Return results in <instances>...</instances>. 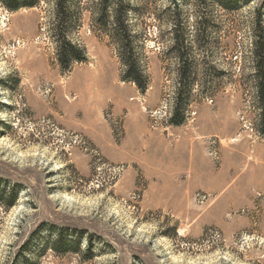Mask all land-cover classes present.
<instances>
[{"label":"rangeland","instance_id":"1","mask_svg":"<svg viewBox=\"0 0 264 264\" xmlns=\"http://www.w3.org/2000/svg\"><path fill=\"white\" fill-rule=\"evenodd\" d=\"M219 1L0 3V264H264V0Z\"/></svg>","mask_w":264,"mask_h":264},{"label":"trees","instance_id":"2","mask_svg":"<svg viewBox=\"0 0 264 264\" xmlns=\"http://www.w3.org/2000/svg\"><path fill=\"white\" fill-rule=\"evenodd\" d=\"M41 0H0L1 4H4L8 9L14 11L21 8H32L36 6ZM67 0H59V24L63 27L66 25V17H67V6H66ZM238 1H235V3ZM219 3L222 5V7L228 9V10H235L237 9V4L233 5L230 4L231 2H227V0H220ZM106 7V5H104ZM104 7V8H105ZM106 11V9L104 10ZM114 25L117 27V30H120V33L122 34V38L120 39V45L123 51V62L126 67L125 72V79L128 81H132L138 85V87L142 90H144V74L141 70L138 62L134 58V46L132 41V36L130 34L129 26L127 24V18L126 14L122 9L119 7L115 9L114 11ZM261 22V18L259 17V24ZM60 61L64 66H67L70 61L77 60V61H83L84 57L82 56V50H80L76 45H74L70 40L68 39V35L63 33L62 40H61V46H60ZM182 57V56H181ZM255 58L257 62V76L259 78V84H258V93H259V100L261 104L262 109V117H261V124L263 126L264 131V36L259 34L257 36L256 42H255ZM179 99V98H178ZM177 105L174 110V114L171 118V122L175 125H179L184 120V111H183V101L177 100ZM3 180L0 179V184ZM11 190V189H10ZM19 196V188L15 187L11 191H8L6 189L0 190V204L4 205L5 207H12L15 205L17 199ZM7 199V200H6ZM10 199V200H8ZM9 201V202H7ZM57 240L53 242V248L58 253H65L68 251H71L72 248L70 246H66L65 249H60L59 247L62 246V237H58ZM75 249H79V246L77 244V247Z\"/></svg>","mask_w":264,"mask_h":264}]
</instances>
